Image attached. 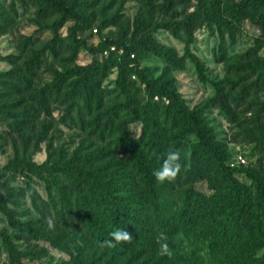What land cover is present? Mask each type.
<instances>
[{
  "label": "rangeland",
  "instance_id": "1",
  "mask_svg": "<svg viewBox=\"0 0 264 264\" xmlns=\"http://www.w3.org/2000/svg\"><path fill=\"white\" fill-rule=\"evenodd\" d=\"M64 1L83 17L80 43L74 18L38 0H0V264H217L205 244L164 254L159 245L101 247L106 240L87 224L86 206L109 228L107 192L152 211L145 174L169 215L193 193H212L206 155L193 147L198 137L142 75L197 114L225 164L239 169L264 232V201L249 177L264 180V33L234 19L239 0H206L231 27L210 22L197 0ZM245 9L264 20L263 6ZM106 40L130 47L134 61L125 63L121 50L102 54ZM78 68L90 74L88 102ZM168 151L179 153L180 169L158 181L153 173ZM239 255L237 264H264V247Z\"/></svg>",
  "mask_w": 264,
  "mask_h": 264
},
{
  "label": "trees",
  "instance_id": "2",
  "mask_svg": "<svg viewBox=\"0 0 264 264\" xmlns=\"http://www.w3.org/2000/svg\"><path fill=\"white\" fill-rule=\"evenodd\" d=\"M44 10H56L68 19H75L76 24L72 27L73 42L77 40V29L83 23L82 15L74 10L64 0H38ZM198 5L208 13V20L216 24L233 26V22L222 20L216 9L206 0H197ZM259 4L264 7V0H239L233 17L239 23L249 20L262 27L264 33V20L257 18L255 14L245 9L250 4ZM101 53L110 55L122 51L121 59L125 63L134 61L130 57L133 52L130 47L114 40H106L101 43ZM112 48H115L112 50ZM128 60V61H126ZM81 76L78 87L82 89L85 100L89 101L90 74L85 68H78ZM66 75L60 76L55 82V87L60 88L65 81ZM143 80L148 83V88L153 94H160L169 101V105L175 112L188 121L191 132L198 137V142L193 147L200 149L206 155L207 169L211 176L212 187L209 196L195 192L181 206L176 215H169L162 204L161 192L157 181L145 174L143 177L147 187V193L151 199L152 211L146 207H131L123 203L119 196L111 195L109 192L104 195L106 218L109 221V228L106 229L103 220L99 216H93L89 207L84 208L87 217V224L99 240H112L110 233L115 229H124L130 234L126 241H120L125 247H138L153 250L157 245L166 244L169 249L177 248L181 243L205 244L207 253L212 263L225 264L226 260L232 263L240 262V251L250 247H264V232L262 221L249 201L250 191L240 182L235 173L238 168L225 164V157L221 149L214 145L201 126L200 119L194 112L188 111L179 99L178 93L168 86L155 90L151 86L148 77L142 75ZM184 139L183 135L178 136ZM10 163H19L12 160ZM28 168V166H26ZM256 182L257 199L264 201V180L258 176L249 175ZM51 188V185H47ZM30 189H33L32 187ZM0 204L4 207V198L0 193ZM5 209V208H4ZM6 211V209H5ZM7 212V211H6ZM9 220L15 226H25L14 218L12 212H7Z\"/></svg>",
  "mask_w": 264,
  "mask_h": 264
},
{
  "label": "clouds",
  "instance_id": "3",
  "mask_svg": "<svg viewBox=\"0 0 264 264\" xmlns=\"http://www.w3.org/2000/svg\"><path fill=\"white\" fill-rule=\"evenodd\" d=\"M180 169L179 163V153L176 151H168L165 153L163 160L160 163L158 169L154 171V176L158 181L170 180ZM112 240L103 241L101 247L105 244L109 247L114 246V243H118L120 241H126L130 238V234L124 229H115L110 233ZM161 254L168 253V247L166 244H161Z\"/></svg>",
  "mask_w": 264,
  "mask_h": 264
},
{
  "label": "built area",
  "instance_id": "4",
  "mask_svg": "<svg viewBox=\"0 0 264 264\" xmlns=\"http://www.w3.org/2000/svg\"><path fill=\"white\" fill-rule=\"evenodd\" d=\"M115 48H112V50H114ZM240 159V161H243V159L240 157L239 158ZM232 166H234V164H232Z\"/></svg>",
  "mask_w": 264,
  "mask_h": 264
}]
</instances>
